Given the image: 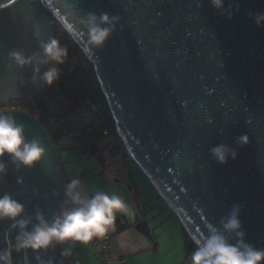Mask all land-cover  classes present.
<instances>
[{"label":"water","instance_id":"obj_1","mask_svg":"<svg viewBox=\"0 0 264 264\" xmlns=\"http://www.w3.org/2000/svg\"><path fill=\"white\" fill-rule=\"evenodd\" d=\"M234 3L239 10L228 19L211 0H0L10 4L0 7V103L25 98L36 85L32 67L11 65L8 53L42 55L41 42L55 36L52 11L73 26L68 31L94 67L127 154L193 242L239 205L246 242L264 249V27L250 15L264 13V0H226V7ZM89 12L119 17L113 36L94 51L79 23ZM8 111L25 126L27 139L46 149L33 168L4 159L9 178L0 182V196L9 193L24 204L31 230L37 210L49 222L63 211L65 178L43 125L28 112ZM242 135L251 140L243 147ZM218 144L237 149L238 158L217 163L210 149ZM15 227L0 221V250ZM61 251L60 245L26 250L19 264H39L37 255L72 264Z\"/></svg>","mask_w":264,"mask_h":264},{"label":"clouds","instance_id":"obj_2","mask_svg":"<svg viewBox=\"0 0 264 264\" xmlns=\"http://www.w3.org/2000/svg\"><path fill=\"white\" fill-rule=\"evenodd\" d=\"M15 3V0H12ZM216 10L233 19L239 10L238 4L226 7V0H211ZM4 5L0 7H7ZM258 27H264V13L250 14ZM119 17L109 13L97 15L89 12L86 17L80 18V25L87 38L88 50L102 49L116 30ZM66 30L72 31V25H65ZM37 39L40 31L35 32ZM40 53L28 55L20 50L8 53L11 65L19 69L32 67L33 82L52 86L60 79L59 65H63L69 55L66 46L56 38L41 42ZM40 65H49L41 72ZM238 144L243 147L251 140L248 135L238 137ZM46 155V149L38 139L29 141L25 134V126L19 123L14 114L6 108L0 107V182L6 180L7 166L5 157H10L17 168H33ZM210 155L219 164H227L229 159L238 158V150L227 144H218L210 149ZM23 183V180H18ZM65 196L74 207L61 211L59 216L49 222L42 211L37 210L35 219L38 221L27 230L30 219H23L26 211L24 204L11 194L0 196V221H13L20 229L13 244L8 239V247L0 250V264H13V251L21 253L32 250L39 253L47 252L55 245L62 246L61 255H72L71 248L63 247L65 242L75 241L83 245L89 244L94 237H103L114 225L116 213H129V207L117 194H108L97 191L86 196L82 193V182L78 178L71 179L65 185ZM241 208L234 205L228 215L220 220V227L208 225V235L203 239H196L195 250L191 253V264H264V249H257L246 242V232L240 219ZM230 237H235L233 243ZM39 264H53V261L43 260L37 255Z\"/></svg>","mask_w":264,"mask_h":264},{"label":"crops","instance_id":"obj_3","mask_svg":"<svg viewBox=\"0 0 264 264\" xmlns=\"http://www.w3.org/2000/svg\"><path fill=\"white\" fill-rule=\"evenodd\" d=\"M63 141L68 144L66 139ZM109 145L105 146L102 162L96 157L99 146L93 158L77 152L76 161L66 160L64 178L65 185L71 179H80L86 196L103 191L119 195L128 205L129 213L117 212L114 225L108 231L112 235L111 264H191L196 245L186 247L187 232L179 217L141 167L127 158L122 150L124 143L119 142L113 149ZM118 156L121 163L113 167ZM72 207L65 196L63 211ZM63 247L71 248L68 259L72 264H101L92 242L83 245L68 241Z\"/></svg>","mask_w":264,"mask_h":264},{"label":"built area","instance_id":"obj_4","mask_svg":"<svg viewBox=\"0 0 264 264\" xmlns=\"http://www.w3.org/2000/svg\"><path fill=\"white\" fill-rule=\"evenodd\" d=\"M51 13L54 38L69 52L65 63L58 66L60 79L52 86L41 84L33 88L27 97L1 103L0 107L30 113L43 125L55 147L66 139L79 154H84L93 135L105 137L112 134L116 123L107 101L93 100L94 96L98 98L97 89L102 88L88 55L63 23ZM84 59L87 64L83 63ZM111 240L112 235L107 232L105 236L94 237L91 241L97 247L96 254L101 264H111Z\"/></svg>","mask_w":264,"mask_h":264},{"label":"trees","instance_id":"obj_5","mask_svg":"<svg viewBox=\"0 0 264 264\" xmlns=\"http://www.w3.org/2000/svg\"><path fill=\"white\" fill-rule=\"evenodd\" d=\"M112 135L115 136L118 140H120V142L123 143V141L121 140V138L118 136L115 127L112 130ZM103 138V136L101 135H93L89 141L87 150L84 153V156L86 154V157H91L93 158L95 155H93L92 153V148L96 147V151L98 146H102L101 144V139ZM105 147V146H104ZM57 151L61 160V164H62V169H63V174L65 175V161L66 160H72V161H76L77 159V151L75 150L74 146L64 143L61 145H58L57 147ZM123 151H126L125 146L123 145L122 147ZM64 153V154H63ZM185 243H186V247L187 248H192L195 246V243L193 242V240L189 237L188 234H186L185 237Z\"/></svg>","mask_w":264,"mask_h":264},{"label":"rangeland","instance_id":"obj_6","mask_svg":"<svg viewBox=\"0 0 264 264\" xmlns=\"http://www.w3.org/2000/svg\"><path fill=\"white\" fill-rule=\"evenodd\" d=\"M83 63L84 64H87L86 59H84ZM48 66L49 65H45L44 70ZM40 85L41 84L36 83V85L34 86V88H36L37 86H40ZM97 96H98V98L95 97V96L93 97V100H95L96 102H98L99 100H101V101H105L106 100L105 94L103 93L102 89H100V88L97 89ZM100 142L102 144H104V146H108L110 144L109 145L110 149H113V148H116V145L119 144L120 140H118L115 136H113L112 134H110V135H107V136L103 137ZM104 146L99 147V149L100 148H103ZM125 154H126L127 158L132 159V157L130 155H128L126 151H125ZM115 160H116V162L114 163L113 167L117 165V162L118 163H121V161H119L120 160V157L119 156ZM17 233H19L18 227H15V228L11 229L10 232H9V239L12 241L13 244L15 243V237H16ZM21 254H22V252L21 253H17L15 251H13V254H12V256H13V264H19V257H20Z\"/></svg>","mask_w":264,"mask_h":264},{"label":"flooded vegetation","instance_id":"obj_7","mask_svg":"<svg viewBox=\"0 0 264 264\" xmlns=\"http://www.w3.org/2000/svg\"><path fill=\"white\" fill-rule=\"evenodd\" d=\"M45 67V66H44ZM44 70V69H43ZM43 72V71H42ZM34 88V87H33ZM1 104V103H0ZM105 148H101V149H98V151L96 152V157H98V159L102 162L103 161V158H102V154L105 152Z\"/></svg>","mask_w":264,"mask_h":264}]
</instances>
